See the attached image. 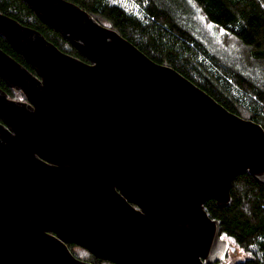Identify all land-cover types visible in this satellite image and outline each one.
<instances>
[{"label": "water", "instance_id": "water-1", "mask_svg": "<svg viewBox=\"0 0 264 264\" xmlns=\"http://www.w3.org/2000/svg\"><path fill=\"white\" fill-rule=\"evenodd\" d=\"M86 58L0 12V264H215L234 251L205 209L264 184V127L228 110L69 0H23Z\"/></svg>", "mask_w": 264, "mask_h": 264}, {"label": "trees", "instance_id": "trees-1", "mask_svg": "<svg viewBox=\"0 0 264 264\" xmlns=\"http://www.w3.org/2000/svg\"><path fill=\"white\" fill-rule=\"evenodd\" d=\"M69 1L81 6L103 25L117 30L155 62L179 71L231 112L264 127V82L223 61L182 24L180 8L168 0H133L139 14L111 0ZM191 1L209 23L238 39L249 48L250 59L264 66V0ZM0 12L39 30L64 52L87 61L23 0H0ZM0 48L35 73L24 56L1 34ZM0 87L13 99H26L23 92L9 87L1 77ZM205 209L211 218L220 221L221 237L235 247L225 261L215 264H264V184L246 171L232 183L229 206L221 207L215 199H210ZM69 248L76 257L93 264H115L94 256L78 244L71 243ZM84 253L87 256H83Z\"/></svg>", "mask_w": 264, "mask_h": 264}, {"label": "rangeland", "instance_id": "rangeland-1", "mask_svg": "<svg viewBox=\"0 0 264 264\" xmlns=\"http://www.w3.org/2000/svg\"><path fill=\"white\" fill-rule=\"evenodd\" d=\"M122 4L133 13L139 14L137 4L133 0H111ZM169 3L178 7L179 18L182 24L195 33V35L206 43L220 58L244 73L252 75L259 82H264V66L250 59V50L238 39L227 34L224 30L209 23L202 12L191 0H168ZM106 25H108L106 23ZM262 66V67H261ZM23 100V99H18ZM246 115L245 113H243ZM230 253V252H229ZM87 254L84 253L83 256Z\"/></svg>", "mask_w": 264, "mask_h": 264}]
</instances>
